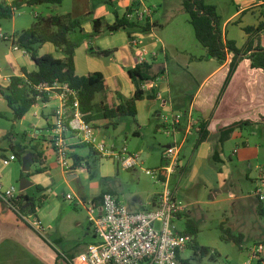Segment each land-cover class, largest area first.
Returning a JSON list of instances; mask_svg holds the SVG:
<instances>
[{"label":"crops","instance_id":"crops-1","mask_svg":"<svg viewBox=\"0 0 264 264\" xmlns=\"http://www.w3.org/2000/svg\"><path fill=\"white\" fill-rule=\"evenodd\" d=\"M1 1L9 4L13 0ZM205 1L216 7L224 39L234 41L238 49L247 41L243 28L264 20V0ZM143 6L142 0H62L60 5L24 6L11 19L0 20V29L4 21L11 23L7 32H0V88L8 86L10 77L22 76V69L36 71L30 55L14 50L11 41V36L29 28L36 16L70 14L81 22L82 31L70 35L79 42L74 51L75 73H101L105 80L104 98L109 104H119L122 98L134 95L135 85L127 71L134 66L142 46L147 50V63L157 74L154 81L142 85L144 96L136 102L134 119L117 117L90 123L99 142L140 154L142 163L132 170H122L113 160L101 159L71 132L64 133L67 167L59 165L50 146L59 99L52 97L32 107L23 118L13 120L12 110L0 96V112L9 123L8 128L0 129V190L15 186V195L28 197L35 208L33 213L22 212L26 216L23 221L0 201V264H64L65 258L83 252L87 245L96 242L87 209L91 203L99 206L104 193L115 195L130 211L151 208L160 187L143 169L160 166L165 147L173 143L179 146L180 154L170 183L176 196L189 206L236 200V184L243 181L251 184L254 196L264 185V168L256 164L264 158V70L251 67L244 57L225 83L233 55L228 54L222 63L205 58L206 49L196 40L183 8L176 11L183 13L179 16L183 18L169 35L157 30L159 24L153 16L149 18V29H132L131 35L141 42L138 48L130 46L127 30L107 32L105 24L124 17L128 8ZM24 9L29 15L23 13ZM94 19L104 22L97 36L93 34ZM260 44L264 47V33ZM99 50L111 54L99 56ZM38 54L63 57L62 49L51 43L39 46ZM101 98L97 94L95 101ZM176 111L185 115L168 134L161 115ZM243 120L253 124L235 130L225 142L219 141L220 129ZM202 121L207 122L209 134L198 143ZM162 134L167 138H162ZM33 147L42 153L37 160L33 159ZM11 154L16 160L3 166L2 159ZM245 162L251 170L261 169L257 177L249 172H235ZM132 179L134 190L126 188ZM141 184L145 188L139 197L137 189ZM68 194L71 200L67 199ZM30 200L25 207L32 204ZM35 222L39 223L38 228L33 225Z\"/></svg>","mask_w":264,"mask_h":264},{"label":"trees","instance_id":"trees-1","mask_svg":"<svg viewBox=\"0 0 264 264\" xmlns=\"http://www.w3.org/2000/svg\"><path fill=\"white\" fill-rule=\"evenodd\" d=\"M62 0H13L9 4L0 0V20L11 19L15 12L24 6L32 7L35 5H60ZM183 11L188 15L189 22L193 27L196 40L206 49L205 58H214L219 63L226 60L228 54L233 57L229 64V72L225 83L228 82L234 73L238 63L244 57L250 61L253 68L264 70V47L260 44V35L264 33V20L258 22L256 26L243 28L247 35V41L242 49H238L235 42L224 39L220 28V16L216 7L207 4L205 0H182ZM131 12L128 8L127 13ZM103 21L99 19L93 20V34H100L99 28L103 25ZM107 32H115L118 30H127L131 37L132 29L145 31L149 29V18L145 24H140L129 20L125 15L122 18L116 17L111 25L105 24ZM81 22L72 18L70 14L36 16L31 26L19 33L11 36V41L18 48L25 50L31 60L36 65V71L28 72L22 69V76H12L6 88H0V96L6 101L8 107L13 112V120H19L32 108L49 100L45 91H39L37 87L42 84H53L54 82L66 84L69 89L76 92L79 100V110L83 114V119L87 123H92L99 119L113 120L117 117L136 116V102L143 98L144 93L142 85L145 82L154 81L157 74L152 72L150 63L138 62L134 59V66L128 69V75L135 85V92L131 98H122L119 104H109L105 101V80L101 73L92 72L84 76H78L74 67V51L78 45V41L71 39L70 35L74 32H81ZM44 43H51L56 48L62 49L63 57L55 58L51 55H39L38 48ZM99 56H108L111 51H97ZM101 95V100L96 102V95ZM152 98L153 95L148 96ZM0 117H4L0 113ZM253 122L243 120L235 122L225 128L219 130V141L225 142L231 134L238 129L251 125ZM115 126V124H112ZM207 122L200 123L199 137L197 142H201L208 136L206 129ZM34 152V160L42 156V153L36 147L32 148ZM25 201V202H22ZM29 198L18 196L13 204L22 213L28 211L33 213L35 208L33 201L31 207H25L29 202ZM257 213L264 217V202L259 200L257 205ZM222 237L228 242L234 243L241 249L243 235L234 233L231 229L220 227ZM186 234L193 237L191 249L194 254L201 256L209 255L210 248L200 246L195 240L198 232L197 224L187 217L185 221ZM214 252L210 255V259L217 257ZM185 264H188L185 261Z\"/></svg>","mask_w":264,"mask_h":264},{"label":"built area","instance_id":"built-area-1","mask_svg":"<svg viewBox=\"0 0 264 264\" xmlns=\"http://www.w3.org/2000/svg\"><path fill=\"white\" fill-rule=\"evenodd\" d=\"M152 10L146 6L131 10L125 16L134 22L146 21L151 17ZM3 37V36H2ZM132 48H138L141 42L138 38L129 37ZM18 50V46H13ZM23 50V49H20ZM26 52L25 50H23ZM147 50L141 48L138 62H147L144 57ZM155 53L152 52V56ZM45 91L48 98L56 97L59 105L53 114V135L50 140L51 149L57 163L67 167V147L64 133L71 132L87 146L91 147L101 159H111L122 170H132L141 165L139 153L129 152L126 148L115 149L99 142L93 133L90 123L83 119L79 110V100L76 92L66 84L54 82L37 87ZM184 112L176 111L162 114L165 131L171 134L184 117ZM179 146L175 143L165 147L161 164L154 169H143L146 175L152 177L160 189L154 196L152 207L142 211H130L115 195L104 193L99 206L92 203L87 209L88 221L94 231L96 242L86 246L85 250L73 258H65L64 264H185L182 254L193 244V237L179 229L177 222L188 213L189 204L176 196L170 183L172 175L179 166ZM16 160L14 154L2 159V165L7 166ZM16 187L10 186L0 190V201L12 209L19 219L26 221V216L13 204L18 197ZM259 200L264 195L256 191ZM260 193V194H259ZM71 200V194L67 195ZM38 228L39 223H33ZM214 251H209V256ZM264 264V244L253 246L247 260L242 264Z\"/></svg>","mask_w":264,"mask_h":264},{"label":"rangeland","instance_id":"rangeland-1","mask_svg":"<svg viewBox=\"0 0 264 264\" xmlns=\"http://www.w3.org/2000/svg\"><path fill=\"white\" fill-rule=\"evenodd\" d=\"M142 1L145 3L146 7L152 10L151 17L153 16L154 21L159 24L157 25V30L164 31L166 35H169V32L177 25L180 20L179 18H183L179 17L180 14L183 13L177 14L178 11L182 10V0ZM23 13L29 15L27 9H24ZM183 16L187 19L185 12ZM4 22V26L0 29L2 33L7 32L11 24L9 21ZM238 23L239 22H235V24ZM0 107H2L1 100ZM6 119L8 118L5 115L4 117H0V129L9 127V123ZM12 121L13 120L10 119L11 123ZM162 135V138H167L165 134ZM256 164L259 165V167L261 166V169L264 168V158H260ZM261 169L256 168L251 170L247 162H245L239 164L235 172H249L250 176L257 177ZM245 183L246 182L243 181L241 185L236 184L237 186L234 190L237 196L236 200H228L219 205H190L185 217L177 222L179 229H185L187 217L192 219L198 226V232L195 236L198 245L210 248V250H213L218 255L214 260H211L209 255L201 256L199 254H194L190 247L182 254V258L186 260L188 264H242L247 260L253 246L264 244V217L257 213L259 197L257 192L255 196L251 195L253 188H251L250 183L249 185ZM134 184L135 182L132 179V182L129 183L126 188L134 190V187H132ZM143 188H145V186L141 184L139 189H137L139 197L143 195ZM260 192L264 195V185L260 186ZM260 201L264 202V200ZM221 225L224 228L231 229L236 234L240 233L243 235L241 249L234 243L223 239L220 230ZM251 264H253V262Z\"/></svg>","mask_w":264,"mask_h":264}]
</instances>
